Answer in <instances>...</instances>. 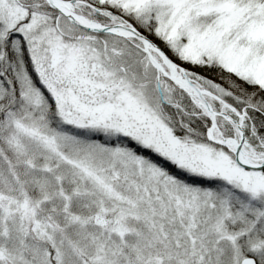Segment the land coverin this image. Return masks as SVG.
Instances as JSON below:
<instances>
[{
    "label": "snow or ice",
    "instance_id": "obj_1",
    "mask_svg": "<svg viewBox=\"0 0 264 264\" xmlns=\"http://www.w3.org/2000/svg\"><path fill=\"white\" fill-rule=\"evenodd\" d=\"M0 264H264V0H0Z\"/></svg>",
    "mask_w": 264,
    "mask_h": 264
}]
</instances>
